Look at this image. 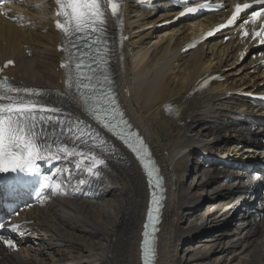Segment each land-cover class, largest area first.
I'll return each instance as SVG.
<instances>
[{
    "label": "bare ground",
    "instance_id": "1",
    "mask_svg": "<svg viewBox=\"0 0 264 264\" xmlns=\"http://www.w3.org/2000/svg\"><path fill=\"white\" fill-rule=\"evenodd\" d=\"M34 1L45 4L50 18L28 20L25 6L12 13L17 21L0 16V66L13 59L16 66L6 73L14 83L50 91L83 114L61 95L67 92L61 68L65 59L58 50L62 35L51 19L53 0ZM160 5L169 6L152 7ZM175 15L170 10L148 13L128 4L125 24H109L111 33L126 30L130 35L115 64L119 99L167 176L156 262L264 264V208L245 197L249 191L256 194L259 180L251 186L249 175L240 168L229 171L226 164L235 166L264 151L256 139L258 132L264 133V113L243 96L264 93V68L258 65L260 59L239 62L245 46L237 40L218 39L182 53L187 41L220 21L215 15L173 25L158 44L142 47L156 30L145 32L146 27ZM227 67L237 68L228 73ZM214 73L225 80L194 94L201 80ZM109 141L117 154L101 178L77 183L84 177L72 176L77 194L86 192L94 199L50 198L45 208H34L22 218L31 221L24 250L3 254L0 264H142L148 184L133 155L116 139ZM212 155L217 158L207 159ZM193 157L196 165L205 158L198 170L190 168ZM236 216L238 225L230 222Z\"/></svg>",
    "mask_w": 264,
    "mask_h": 264
},
{
    "label": "snow or ice",
    "instance_id": "2",
    "mask_svg": "<svg viewBox=\"0 0 264 264\" xmlns=\"http://www.w3.org/2000/svg\"><path fill=\"white\" fill-rule=\"evenodd\" d=\"M55 3L58 6L56 14L61 17L55 24L67 42V47H61V51L67 53L61 64L67 73V92L61 95L65 100L70 98L83 114L118 138L135 155L145 172L152 192L142 254L144 264H153L163 207L164 178L143 137L131 131L132 125L119 107L113 80L105 68L110 56L106 13L110 10L113 17L122 16L123 0H55ZM253 5H257L258 10L251 12V22L260 20L264 17V0H252V3L237 4L227 24L216 30L234 24L241 13ZM199 7L208 8L209 5ZM198 10L197 7L186 8L180 15ZM120 23L122 25L123 21ZM207 35L211 36L213 32ZM247 35L245 31L244 36ZM257 37L259 43L264 44V26L255 32L254 38ZM14 63L7 60L0 67V73ZM206 84L207 81L202 86ZM170 109L171 106H166V110ZM116 154L114 144L86 119L66 111L63 102H54L47 92L17 86L8 76H0V173L18 176L39 173V161L53 163L54 167V162L60 161L61 165L56 167L57 176L73 175L64 167L66 162L76 170L75 175L84 177L77 183H85L89 178H101L108 168V161ZM39 187L42 196L45 191L51 195L69 194L64 182L56 176L42 177ZM6 226L17 231L21 228L19 224L0 223V229ZM0 242L10 249L17 248L14 240L5 239L3 235H0Z\"/></svg>",
    "mask_w": 264,
    "mask_h": 264
},
{
    "label": "rangeland",
    "instance_id": "3",
    "mask_svg": "<svg viewBox=\"0 0 264 264\" xmlns=\"http://www.w3.org/2000/svg\"><path fill=\"white\" fill-rule=\"evenodd\" d=\"M34 3H31L30 4V6L31 5H39V6H41L42 4H37V3H35V1H33ZM28 7V5H25V11L26 12H28L30 15L29 16H26V18L29 20V19H31V20H33V21H38L39 20V17H37V15L35 14V13H33V12H30L29 10H26V8ZM47 7H44V8H42V9H39L40 10V13H37L39 16H43V17H41L40 18V20H42V19H46V18H49V13L47 12V9H46ZM38 10V11H39ZM50 11V10H49ZM49 14V15H48ZM31 17V18H30ZM36 18V19H35ZM149 31V30H148ZM147 31V32H148ZM156 31V32H155ZM155 31H153V32H155L154 34H153V36H148L149 38H147L146 39V41L144 42V45L142 46V47H145V46H147V47H151V46H154L155 44H158L159 43V41L161 40V37H160V35L162 34V33H160V31H159V29L157 30H155ZM167 34H169L168 32L165 34H163V36H165V35H167ZM162 36V37H163ZM134 40H137V38H134ZM207 51H209V50H207ZM210 57V55L208 54V56H207V58H209ZM228 72V71H227ZM243 72V71H242ZM229 73V72H228ZM244 73H246L245 71H244ZM234 75H232V76H230V77H233ZM237 76H240L239 74L237 75ZM249 77V76H248ZM230 99V98H229ZM229 99H227V100H229ZM233 141V140H232ZM209 157H211V158H217L216 156H214L213 157V155L212 156H209ZM209 157H207V159H209ZM256 158V155L253 157V158H249V159H255ZM249 159H246V160H249ZM195 162H197V159H196V157H193V159L191 158V161H190V168H194V170H196L197 168L199 169V165H203L202 164V160H201V162H198V165H196V163ZM195 166V167H194ZM197 169V170H198ZM214 194V192H211L209 195H213ZM205 197H208V193H205ZM247 201V200H246ZM203 201H201V202H199V203H202ZM249 203H251L252 204V202L251 201H248ZM262 216H263V214H262ZM262 216L260 215V218L259 219H261L262 218ZM236 219V221L235 220H231L230 222H232V223H236L235 225H237L238 224V217H236L235 218ZM192 221L194 220V219H191ZM188 222L189 221H186V223H184V224H182L183 226H184V228L186 229L187 227H188ZM187 225V227H185ZM261 228V227H260ZM260 228H259V231H260ZM230 236H233V234H230ZM234 237V236H233ZM258 239H260V236L257 238V240L256 241H258ZM182 248L183 249H185L186 248V245H183L182 246ZM258 250H259V247L257 248ZM239 250V249H238ZM245 250H247V248L245 249ZM248 251V250H247ZM247 251H245V252H242V253H246ZM241 264H243V263H241Z\"/></svg>",
    "mask_w": 264,
    "mask_h": 264
}]
</instances>
